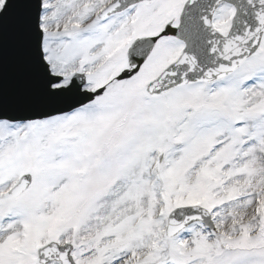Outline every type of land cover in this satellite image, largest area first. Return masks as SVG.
I'll return each instance as SVG.
<instances>
[{"label": "snow or ice", "instance_id": "1", "mask_svg": "<svg viewBox=\"0 0 264 264\" xmlns=\"http://www.w3.org/2000/svg\"><path fill=\"white\" fill-rule=\"evenodd\" d=\"M0 264H264V0H0Z\"/></svg>", "mask_w": 264, "mask_h": 264}, {"label": "water", "instance_id": "2", "mask_svg": "<svg viewBox=\"0 0 264 264\" xmlns=\"http://www.w3.org/2000/svg\"><path fill=\"white\" fill-rule=\"evenodd\" d=\"M6 60H9L11 57V26L10 24H6Z\"/></svg>", "mask_w": 264, "mask_h": 264}]
</instances>
